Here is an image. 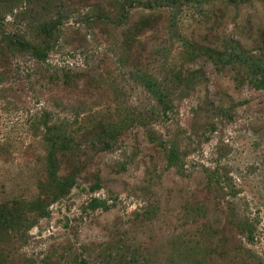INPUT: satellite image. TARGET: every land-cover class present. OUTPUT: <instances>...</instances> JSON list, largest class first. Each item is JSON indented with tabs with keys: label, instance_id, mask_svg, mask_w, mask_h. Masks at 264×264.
Returning <instances> with one entry per match:
<instances>
[{
	"label": "rangeland",
	"instance_id": "1",
	"mask_svg": "<svg viewBox=\"0 0 264 264\" xmlns=\"http://www.w3.org/2000/svg\"><path fill=\"white\" fill-rule=\"evenodd\" d=\"M118 1L44 0V11L26 5L31 18L5 17L7 33L32 19L59 25L50 40L27 34L52 46L42 65L0 54V210L41 201L45 214L18 230L0 218V264H264V89L248 67L210 58L234 48L264 67V0H133L128 11ZM45 112L74 139L59 165L75 184L54 202L33 125ZM159 143L177 148L178 167ZM93 198L109 209L89 210Z\"/></svg>",
	"mask_w": 264,
	"mask_h": 264
},
{
	"label": "trees",
	"instance_id": "2",
	"mask_svg": "<svg viewBox=\"0 0 264 264\" xmlns=\"http://www.w3.org/2000/svg\"><path fill=\"white\" fill-rule=\"evenodd\" d=\"M178 0H151L147 1L145 6L149 9H154L156 7H160L162 5H165L164 7H170ZM200 1V0H195ZM228 2H234L235 0H226ZM5 2L7 6H1L5 7L3 10H0V54L6 55V54H17L22 53L29 56L36 64H44L47 62V57L49 52L52 49L51 44H43L41 42L37 43L34 40L31 41L28 38V33L33 29L36 34L34 37L36 38H45L46 40H50L54 35L55 28L59 25L58 20H42L39 22L38 20H33V22H27L23 28H20L19 31L15 33H7L6 31V22L5 17L10 15L13 17V20H16L18 18L22 19L21 21L26 20L30 15H33V10L30 8L27 10L29 4H40L41 10H45L44 5H48L44 2V0H0V3ZM118 7L123 11H125L127 8H135L137 6L136 3H134L133 0H120L118 1ZM17 5H23L25 12H21L19 14L14 13L13 6ZM36 15L39 14V12H34ZM35 15V14H34ZM36 17V16H34ZM122 19H125L123 23H127L129 20V13L126 12ZM112 23H116L112 21ZM222 57L224 58L223 60ZM210 58L215 60L216 63H220L222 66L225 65H236V64H242L243 66H246L249 68L251 73L255 76L254 81L252 83L253 87L257 90L264 89V67L262 63L256 62L253 57H248L246 55H243L242 53L237 52L234 48H231L229 50V53L226 55H218L216 57L210 55ZM48 66L46 65V71H48ZM65 76V75H64ZM131 76L140 82L143 85V88L151 93L153 96L156 97L157 101L165 105L164 98L166 97V92H162L163 90H159L160 86L156 85V82L150 78V76H147L145 74H139V72L131 74ZM49 81L51 83H56L60 76L56 74V71H53L52 74L48 77ZM166 108V107H165ZM41 125L44 129L43 133V144L46 147V158L44 163V171H45V184H50L52 188L54 189L52 193V202L57 201L58 199L63 198L66 196L71 188L74 186L75 181L69 177V176H62L60 175V165H59V157L60 154L62 155L64 151L69 150L72 148V145L74 143L73 137L67 133V131L70 130L69 126L71 124H68L66 120H55L52 121L48 113H43V116L33 122V125ZM150 135V134H149ZM101 149L103 151H107L110 148V144L107 142H101ZM160 147H162L166 152V161L167 165L169 167H178L179 163V153L175 146H170L168 149L163 146L162 143L158 144ZM76 146V145H75ZM210 180L214 182L217 186L220 185V177L218 174L211 175ZM40 197L42 193H44V189H39L38 191ZM14 208L23 207V211L20 212H8L9 210L6 209V207H3L0 210V218L2 219V223L5 225V227L11 229H20L24 223L28 222L27 215H33V214H39L40 216L45 215L42 206L41 201L37 202H22L14 200ZM87 208L91 211H95L97 209L102 210H108L109 207L106 205L104 201L98 200L96 198H93L89 204L87 205ZM244 225H247V222H244L242 224L237 223V227L240 229L244 228ZM247 238L253 239L252 237V230H247ZM80 264H85V262L81 261Z\"/></svg>",
	"mask_w": 264,
	"mask_h": 264
}]
</instances>
